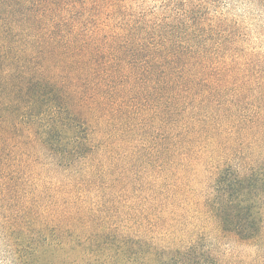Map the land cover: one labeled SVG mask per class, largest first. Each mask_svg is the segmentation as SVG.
I'll return each instance as SVG.
<instances>
[{"label":"trees","instance_id":"1","mask_svg":"<svg viewBox=\"0 0 264 264\" xmlns=\"http://www.w3.org/2000/svg\"><path fill=\"white\" fill-rule=\"evenodd\" d=\"M117 1L0 0V197L15 175V136L68 165L104 140L107 153L153 161L164 178L190 166L211 172L215 153L223 157L202 143L217 141L228 154L211 180V218L264 247V172L255 160L230 163L232 144L236 153L258 147L264 123L214 117L228 95L191 37L195 24H151ZM243 160H253L248 151Z\"/></svg>","mask_w":264,"mask_h":264},{"label":"rangeland","instance_id":"2","mask_svg":"<svg viewBox=\"0 0 264 264\" xmlns=\"http://www.w3.org/2000/svg\"><path fill=\"white\" fill-rule=\"evenodd\" d=\"M117 2L151 24H195L191 37L206 45L228 95L214 117L264 123V0ZM217 143H202L201 152L223 157L215 153L211 172L190 166L184 178L181 169L164 178L153 161L107 153L104 140L68 165L15 136V175L0 197V264H264L260 242H241L211 218L212 178L228 154ZM232 145L233 166L255 160L264 172V136L242 147L252 161Z\"/></svg>","mask_w":264,"mask_h":264}]
</instances>
